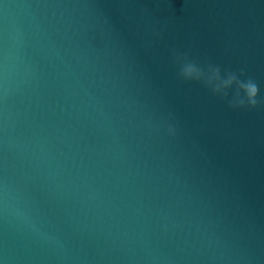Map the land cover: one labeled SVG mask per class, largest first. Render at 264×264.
<instances>
[{
    "label": "water",
    "instance_id": "obj_1",
    "mask_svg": "<svg viewBox=\"0 0 264 264\" xmlns=\"http://www.w3.org/2000/svg\"><path fill=\"white\" fill-rule=\"evenodd\" d=\"M173 52L264 97V0H0V264H264V105Z\"/></svg>",
    "mask_w": 264,
    "mask_h": 264
},
{
    "label": "clouds",
    "instance_id": "obj_2",
    "mask_svg": "<svg viewBox=\"0 0 264 264\" xmlns=\"http://www.w3.org/2000/svg\"><path fill=\"white\" fill-rule=\"evenodd\" d=\"M173 60L179 68L180 79L202 84L214 97L225 101L230 109H255L259 105H264V97L258 99L260 93L258 83L251 77L242 78L245 75L243 69L222 71L219 65L201 66L186 53L173 52ZM167 135L170 137L176 135L175 125L167 126Z\"/></svg>",
    "mask_w": 264,
    "mask_h": 264
}]
</instances>
